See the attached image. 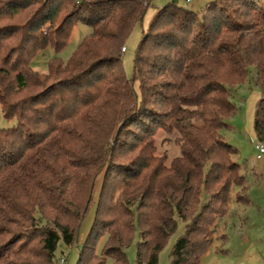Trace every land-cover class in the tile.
<instances>
[{
  "label": "trees",
  "instance_id": "trees-1",
  "mask_svg": "<svg viewBox=\"0 0 264 264\" xmlns=\"http://www.w3.org/2000/svg\"><path fill=\"white\" fill-rule=\"evenodd\" d=\"M149 5L0 0V109L17 121L0 129V264H57L103 171L77 264H128L137 226V264H159L178 222L186 229L172 264H200L233 203L248 204L238 150L221 132L237 112L231 89L255 68L254 131L264 144V0H213L202 13L173 0L153 18L127 80L122 49ZM79 24L92 33L71 60L35 71L36 55L61 51ZM156 127L179 134L170 166Z\"/></svg>",
  "mask_w": 264,
  "mask_h": 264
},
{
  "label": "rangeland",
  "instance_id": "rangeland-1",
  "mask_svg": "<svg viewBox=\"0 0 264 264\" xmlns=\"http://www.w3.org/2000/svg\"><path fill=\"white\" fill-rule=\"evenodd\" d=\"M173 0H150V5L142 22L138 23L130 36L124 43L126 52H122L121 66L127 80H131L134 71V62L137 51L144 34L158 10L170 4ZM213 0H193L187 3V0H177L178 5L184 9L202 13L208 4ZM91 27L79 24L72 32L71 38L61 51L57 52L52 48L38 53L32 61V68L39 73H47L50 62L55 59H61L67 64L86 37L91 35ZM123 50V49H122ZM256 70L250 69L247 81L238 88L231 89V101L236 106V115L226 120L228 125L222 130L221 135L224 140L238 150L235 161L241 166V173L245 175L247 185L251 190L255 202L259 204L258 198V179L252 173V168L256 165L255 144L258 143L254 131V119L256 106L260 100V89L255 85ZM134 89L139 96V85L135 83ZM17 125L16 120H7L0 109V129H11ZM157 130L155 144L157 153L160 156H166L167 165L170 166L173 160L181 156V147L177 143L179 134L177 131L167 133L159 127ZM106 171H103L98 177L94 188V202L90 207L86 220L82 224L76 243L66 248L62 242L56 252L57 264L65 260L66 264H77L80 251L85 243L91 224L88 222L92 218L96 202L102 192L103 182ZM248 194V193H247ZM236 200V194L233 195V202ZM237 205L233 203L232 206ZM242 210H239V209ZM247 210L245 213L244 211ZM238 211V212H237ZM230 214L223 221L218 234L214 237L213 243L204 254L200 264H264V207L261 210L257 208H245L242 206ZM186 224L178 222L176 232L170 237L168 243L159 255V264H172V252L180 237L184 235ZM106 239H102L97 245L96 253L102 254ZM140 242L138 226L135 239L130 247L126 249L128 264H137V246ZM106 264H112L108 260Z\"/></svg>",
  "mask_w": 264,
  "mask_h": 264
},
{
  "label": "crops",
  "instance_id": "crops-1",
  "mask_svg": "<svg viewBox=\"0 0 264 264\" xmlns=\"http://www.w3.org/2000/svg\"><path fill=\"white\" fill-rule=\"evenodd\" d=\"M257 144L258 143H256L255 146ZM255 150H256V148H255ZM255 158H256V165L254 168H252V173L254 176L257 177V179L259 181L257 184L258 192H259V194H258L259 195L258 196L259 204L255 202V198L253 197V195L251 193V190H253V188L248 189V194H247L248 204L245 205V208H257L258 207V209L261 210V208L264 207V155H260L259 152L256 150ZM239 206L242 207L243 205L237 204L235 206H232L231 211H230L232 215L235 214V211H237ZM239 210H242V209L240 208ZM244 212L246 213L247 210H245ZM88 222L91 224L92 218Z\"/></svg>",
  "mask_w": 264,
  "mask_h": 264
},
{
  "label": "built area",
  "instance_id": "built-area-1",
  "mask_svg": "<svg viewBox=\"0 0 264 264\" xmlns=\"http://www.w3.org/2000/svg\"><path fill=\"white\" fill-rule=\"evenodd\" d=\"M193 0H187V3H191ZM126 50L123 48L122 52L124 53ZM256 150L259 152L260 155H264V144L258 143L255 146ZM60 264H66L65 260H61Z\"/></svg>",
  "mask_w": 264,
  "mask_h": 264
}]
</instances>
